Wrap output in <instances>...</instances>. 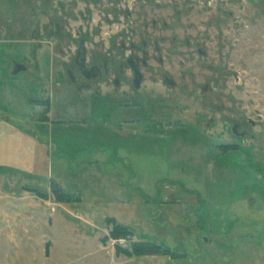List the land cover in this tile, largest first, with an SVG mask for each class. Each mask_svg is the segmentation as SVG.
I'll use <instances>...</instances> for the list:
<instances>
[{"label":"rangeland","instance_id":"obj_1","mask_svg":"<svg viewBox=\"0 0 264 264\" xmlns=\"http://www.w3.org/2000/svg\"><path fill=\"white\" fill-rule=\"evenodd\" d=\"M0 264H264V0H0Z\"/></svg>","mask_w":264,"mask_h":264},{"label":"flooded vegetation","instance_id":"obj_2","mask_svg":"<svg viewBox=\"0 0 264 264\" xmlns=\"http://www.w3.org/2000/svg\"><path fill=\"white\" fill-rule=\"evenodd\" d=\"M129 65H130V69L133 73V81H134V87L136 89L139 88L140 85V81H141V74L139 72V66L138 64H134L133 62L129 61ZM17 67H20V71H16ZM78 70L81 73L80 78H78L77 80L74 78V80H71L72 83L76 86L77 90L82 92V91H89L92 92L93 94L96 95H101L99 89H97V87L94 86L95 82H97L102 74L103 69L104 70H108L107 66L105 63H99V64H94L91 65L90 67L86 66V63L84 61L80 62L78 64ZM24 67L21 65H16L15 67V71L16 73H20L22 71H24ZM67 73L69 74V70H66ZM201 121L199 120V118L196 121V127L201 128L202 126L200 125ZM241 126L238 124H233L231 127V133H236L237 135H244V132H239L238 130H240ZM204 130V129H203Z\"/></svg>","mask_w":264,"mask_h":264},{"label":"trees","instance_id":"obj_3","mask_svg":"<svg viewBox=\"0 0 264 264\" xmlns=\"http://www.w3.org/2000/svg\"><path fill=\"white\" fill-rule=\"evenodd\" d=\"M28 191L30 192V193H33V194H35L36 196H42V195H40V193L39 192H37L36 190H32V189H28ZM124 229H122V228H120V227H118V226H115L114 227V230L112 231V233H111V235L114 237V238H118V236L120 235V232H122ZM142 245V244H141ZM143 246H147V247H149V245L148 244H143ZM150 247H153V246H150ZM153 248H155V249H160L159 247H153ZM144 251H146V252H149V250H144ZM160 251V250H159ZM117 254H119V255H121V254H125V255H128V253L125 251V250H121V249H117Z\"/></svg>","mask_w":264,"mask_h":264},{"label":"water","instance_id":"obj_4","mask_svg":"<svg viewBox=\"0 0 264 264\" xmlns=\"http://www.w3.org/2000/svg\"><path fill=\"white\" fill-rule=\"evenodd\" d=\"M16 71H17V72L20 71V67H17Z\"/></svg>","mask_w":264,"mask_h":264}]
</instances>
